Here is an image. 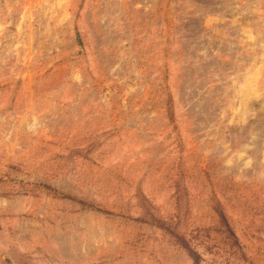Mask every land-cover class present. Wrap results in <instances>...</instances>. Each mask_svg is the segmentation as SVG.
<instances>
[{"label": "rangeland", "instance_id": "1", "mask_svg": "<svg viewBox=\"0 0 264 264\" xmlns=\"http://www.w3.org/2000/svg\"><path fill=\"white\" fill-rule=\"evenodd\" d=\"M0 264H264V0H0Z\"/></svg>", "mask_w": 264, "mask_h": 264}]
</instances>
